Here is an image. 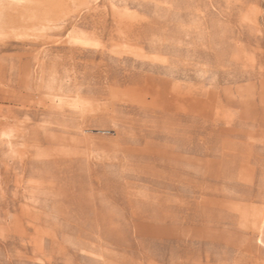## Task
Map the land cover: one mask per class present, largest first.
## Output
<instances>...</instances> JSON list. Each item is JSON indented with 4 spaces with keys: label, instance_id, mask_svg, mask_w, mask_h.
Returning a JSON list of instances; mask_svg holds the SVG:
<instances>
[{
    "label": "rangeland",
    "instance_id": "374dc122",
    "mask_svg": "<svg viewBox=\"0 0 264 264\" xmlns=\"http://www.w3.org/2000/svg\"><path fill=\"white\" fill-rule=\"evenodd\" d=\"M18 1L0 264H264V0Z\"/></svg>",
    "mask_w": 264,
    "mask_h": 264
},
{
    "label": "bare ground",
    "instance_id": "6f19581e",
    "mask_svg": "<svg viewBox=\"0 0 264 264\" xmlns=\"http://www.w3.org/2000/svg\"><path fill=\"white\" fill-rule=\"evenodd\" d=\"M8 3H10L11 1H13V0H6ZM21 0H19L18 2H20ZM24 1V0H23ZM33 1V0H32ZM44 1V0H43ZM50 1V0H49ZM36 3V2H35ZM38 4V3H37ZM19 5V4H18ZM38 5H40V4H38ZM42 5H44V4H42ZM25 6H26V4H25ZM30 6V5H29ZM41 7V6H40ZM27 8V7H26ZM21 9V8H20ZM25 9V8H24ZM38 9V8H37ZM13 10H15V9H13ZM13 10H12V13H13ZM39 10V9H38ZM30 11H32V10H30ZM11 12V10H10V8L9 7H7V6H5V4H3V3H1V0H0V30H2L4 27H6V26H15L16 24H18V22L19 23H21L22 22V20L24 19V15L23 16H21L20 15V17H17V14H15V15H13V17L11 16V17H9L8 19H6V16L8 15L9 16V13ZM17 12V11H16ZM21 12V11H20ZM23 13V12H22ZM26 13V12H25ZM14 14V13H13ZM26 14H28V12L26 13ZM30 14H31V12H30ZM12 15V14H11ZM33 15V14H32ZM27 16V15H26ZM33 17H34V15H33ZM33 17H31V15H29L28 16V18H29V21L30 20H32V18ZM26 22H28V21H26ZM22 24H24V23H22ZM20 25V24H19ZM26 25V24H25ZM28 25V24H27ZM25 27V26H24ZM27 27V26H26ZM54 33V32H53ZM49 35V34H48ZM53 35V34H52ZM47 43H49V42H47ZM43 44V43H42ZM39 45V44H38ZM46 45V44H45ZM9 48V46H7V45H5L4 47H3V49H1L0 51H4V50H7ZM36 50H38V48L36 49ZM40 52V55H39V58H38V60H36V63L38 64V66H39V68H41V69H43L44 67H45V60H44V58H46V56L47 55H49L51 52V49L50 50H39ZM42 53H44L45 55L43 56V60H41V58H40V56L42 55ZM34 54V53H33ZM32 54V55H33ZM11 57H13V56H11ZM247 57V56H246ZM10 58V57H9ZM21 58V57H20ZM6 59V58H5ZM3 60V59H2ZM248 65V64H247ZM37 66V65H36ZM110 87V86H109ZM111 89V88H110ZM113 90V89H112ZM113 92V91H112ZM113 94V93H112ZM112 96V95H111ZM1 98V97H0ZM32 98V97H31ZM254 141L256 142V139H254ZM254 142V143H255ZM261 142L263 143L264 142V139H262L261 140ZM222 154H224V155H226L227 154V152H223ZM245 165H241V180H243L244 178H243V176L244 175H246L245 173H244V170H245ZM261 188L258 190V192H257V195L255 196V197H258V198H260L261 200H264V188H262V187H264V174H263V179L261 180V183H260V185H259ZM254 197V198H255ZM241 198L242 199H247V200H250V201H253L254 202V200L253 199H250V198H244L243 196H241ZM245 203V202H244ZM250 208H252V206H250V205H243V206H238L237 207V209L239 210V212H240V221H239V225L240 226H242V227H246V225L245 224H247L248 223V220L250 221L251 220V218H252V210L253 209H250ZM251 210V211H250ZM250 211V212H249ZM238 214V213H237ZM240 251H245L244 250V248H242ZM245 252H247V251H245Z\"/></svg>",
    "mask_w": 264,
    "mask_h": 264
}]
</instances>
